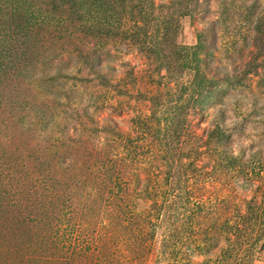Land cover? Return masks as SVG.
I'll return each mask as SVG.
<instances>
[{"label": "rangeland", "instance_id": "obj_1", "mask_svg": "<svg viewBox=\"0 0 264 264\" xmlns=\"http://www.w3.org/2000/svg\"><path fill=\"white\" fill-rule=\"evenodd\" d=\"M0 264H264V0H0Z\"/></svg>", "mask_w": 264, "mask_h": 264}, {"label": "trees", "instance_id": "obj_2", "mask_svg": "<svg viewBox=\"0 0 264 264\" xmlns=\"http://www.w3.org/2000/svg\"><path fill=\"white\" fill-rule=\"evenodd\" d=\"M185 56H186V55H185ZM185 56H184V57H185ZM114 170H115V169H114ZM116 170H117V169H116ZM112 171H113V168H112V167H111L110 169H108V172H107V169H106V172H107V173H111Z\"/></svg>", "mask_w": 264, "mask_h": 264}]
</instances>
